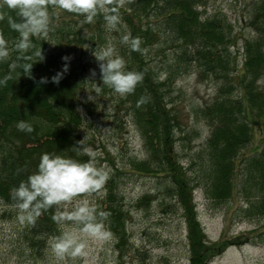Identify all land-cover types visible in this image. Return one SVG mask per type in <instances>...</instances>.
Listing matches in <instances>:
<instances>
[{"label":"trees","instance_id":"obj_1","mask_svg":"<svg viewBox=\"0 0 264 264\" xmlns=\"http://www.w3.org/2000/svg\"><path fill=\"white\" fill-rule=\"evenodd\" d=\"M201 3L202 0H102L103 7L88 22L82 14L68 13L57 3L51 5L47 0L49 31L55 38L50 37V45L46 48L44 39L40 38L42 34L34 35L30 37L32 46L20 52L15 49L20 33L12 27L19 21L18 12L8 7L6 0H0V37L9 48L8 57L0 59V80H4L0 83V201L16 206L12 190L36 170L42 153L86 159L73 146L82 139L78 130L82 116L77 108V90L87 70L73 64L69 51L80 41L83 26L91 28V32H102V27L107 25L105 16L118 15L115 30L120 40L119 47L123 48L118 54L125 60L126 68L143 73L134 91L124 97L153 153L150 160L145 159L140 167L137 166L139 172L151 173L145 171L153 163L156 171L164 170L172 180V175L179 171L184 173L172 147L179 116L167 106L165 97L176 74L184 71L190 62L197 61L203 73L211 75L212 79L223 80L226 92L234 86L230 84L234 73L239 74V87L244 98L230 97L222 93L221 88L216 96L199 108V115L211 125V129L206 140V156L198 153L190 163L194 165L195 160L201 159L202 172L208 171L209 177L203 188L210 191L211 199L219 201L230 197L236 186L249 203V210L255 209L251 194L260 197V206L264 208V136L259 150L236 160L240 149L250 141V121L244 115L245 103L258 115H264V0H258L252 7L249 21L257 33L243 45L245 57L241 74L238 73L236 54L232 56L229 45L223 44L229 37H226L221 24L213 18L201 19L198 10ZM59 23L64 26L59 27ZM230 46H236V38L230 40ZM168 49L172 51L168 60H173L166 65L162 60L160 69H163V75H158L155 71L157 66L150 67L147 55L164 56ZM40 51L42 60L39 59ZM65 54L70 56L68 61L61 59ZM27 63H32L30 74L23 68ZM64 63H68V70L58 83L52 82L51 77L58 70L62 71ZM41 77L48 78L47 82L41 83ZM98 81V86L104 89L106 84L101 79ZM20 120L31 123L32 131L19 130L16 124ZM235 172L241 173L238 189L233 178ZM111 183L108 184L106 200L97 212L108 213L104 225L121 244L125 239V218L120 198ZM179 183L181 181H175L178 186ZM144 198L146 196L141 199ZM55 222L56 204H53L41 210L35 221L29 223L28 231L37 237V242L43 241L54 230ZM190 228L192 237L194 231L200 230L196 224ZM244 242L240 237L231 241L220 237L210 247L200 241L198 249L192 247L193 254L207 262L228 245Z\"/></svg>","mask_w":264,"mask_h":264},{"label":"rangeland","instance_id":"obj_2","mask_svg":"<svg viewBox=\"0 0 264 264\" xmlns=\"http://www.w3.org/2000/svg\"><path fill=\"white\" fill-rule=\"evenodd\" d=\"M48 1L51 5L57 3V0ZM257 1L202 0L198 6L201 19L213 18L221 24L226 37H229L223 44L229 45L232 56L236 54L240 74L245 57L243 45L246 40L255 38L257 33L249 21ZM58 26L64 24L59 23ZM82 29L80 41L69 51L73 64L87 70L77 90V108L82 116L78 130L83 142L99 153L98 161L107 165L109 175L100 189L77 194L73 203L86 198L97 209L101 208L106 200L108 184L112 182L125 218L124 242L119 244L117 237L105 226L111 233L107 239L85 237V247L80 253L58 256L52 249V238L78 227L71 219H57L61 213L71 211L72 204H56L55 228L43 241L37 242V237L28 231L29 223L21 220L20 209L0 201V264H264V208L260 206V197L250 195L255 209L249 210V203L234 186L230 197L213 200L210 191L203 188L209 177L208 171L202 172L201 159L195 160L194 165L190 163L198 153L206 156V140L211 129V125L199 115V108L216 96L221 88L222 93L230 97L244 98L239 87V74L234 73L235 77L230 81L234 86L228 92L223 80L212 79L211 75L203 73L197 61L190 62L184 71L176 74L165 100L170 110L179 116L172 147L184 173L179 171L177 175H172V180L164 170L156 171V165L150 163L149 170L145 172L151 173L141 174L137 166L140 167L145 159L150 160L153 155L149 144L134 120L125 95L108 85L104 89L98 86L99 62L93 53L109 45L116 54L123 49L119 47L116 28L104 25L102 32H91V28L84 26ZM50 37V31L40 37L44 39L43 46L46 48L50 45ZM233 38H236V46H230ZM147 57L151 68L157 66L155 71L158 75H163L161 61L165 60L166 65L173 60H168L172 57L170 49L164 56ZM244 115L250 121V141L240 149L237 161L263 146L264 115H258L249 105ZM233 178L238 189L241 173L235 172ZM175 181H181L180 186ZM144 196L147 201L141 199ZM192 224L200 228L194 231V237L190 235ZM220 237L228 241L240 237L245 242L228 245L207 262L193 254L192 247L198 249L200 241L202 245L205 243L211 247ZM192 259L195 261L192 262Z\"/></svg>","mask_w":264,"mask_h":264},{"label":"clouds","instance_id":"obj_3","mask_svg":"<svg viewBox=\"0 0 264 264\" xmlns=\"http://www.w3.org/2000/svg\"><path fill=\"white\" fill-rule=\"evenodd\" d=\"M8 7L16 9L19 21L12 27L20 33V38L15 44V49L24 52L32 46L30 37L47 34L50 27V14L47 0H6ZM58 7L82 14L91 22L98 9L103 7L100 0H57ZM106 24L115 28L119 22L118 15H106ZM127 39V38H126ZM99 62L100 79L104 84L114 89L117 93L125 95L134 91L136 84L142 79L143 73L126 68L125 60L115 53L109 45L93 53ZM9 55V48L3 37H0V59ZM39 59H43L40 51ZM62 60L68 61L70 56L65 54ZM32 63L23 65L29 74ZM62 71L58 70L51 80L58 83L63 73L68 70V63L62 64ZM93 75L95 71L93 70ZM48 78L41 77L40 82L46 83ZM4 83V80H0ZM19 130L31 132L32 124L25 120L17 122ZM73 148L87 156L86 160L76 159L71 155L57 153H42L39 157L36 170L26 180H22L12 190L16 207L20 209L21 220L33 223L40 215L41 210H46L53 204L66 202L72 204L71 211L61 213L57 219H71L78 227L64 231L61 235L53 237L51 246L58 256L65 253L75 255L85 247V237L94 239H107L111 233L104 225L106 211L97 212L96 205L83 198L73 203V198L80 193H90L100 189L108 179L109 169L106 164L98 161L99 153L83 140L76 142Z\"/></svg>","mask_w":264,"mask_h":264}]
</instances>
